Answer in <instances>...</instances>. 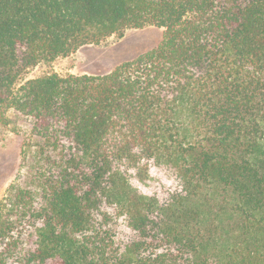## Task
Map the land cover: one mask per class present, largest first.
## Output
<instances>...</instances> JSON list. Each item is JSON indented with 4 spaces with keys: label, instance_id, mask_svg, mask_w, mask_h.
I'll use <instances>...</instances> for the list:
<instances>
[{
    "label": "trees",
    "instance_id": "trees-1",
    "mask_svg": "<svg viewBox=\"0 0 264 264\" xmlns=\"http://www.w3.org/2000/svg\"><path fill=\"white\" fill-rule=\"evenodd\" d=\"M147 25L108 73L18 84ZM0 108L35 141L0 264H264V0H0Z\"/></svg>",
    "mask_w": 264,
    "mask_h": 264
},
{
    "label": "rangeland",
    "instance_id": "rangeland-1",
    "mask_svg": "<svg viewBox=\"0 0 264 264\" xmlns=\"http://www.w3.org/2000/svg\"><path fill=\"white\" fill-rule=\"evenodd\" d=\"M163 35L164 28L155 25L128 28L122 36L113 34L99 43L84 45L67 56L39 62L21 74L18 84L54 72L61 75L108 73L120 63L157 47ZM3 113L4 109L0 108V203L11 184L26 174L25 152L35 149L30 124L13 109L7 110L4 116Z\"/></svg>",
    "mask_w": 264,
    "mask_h": 264
}]
</instances>
